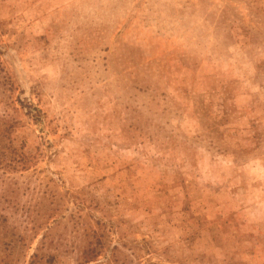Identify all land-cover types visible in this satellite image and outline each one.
Segmentation results:
<instances>
[{"label": "rangeland", "instance_id": "rangeland-1", "mask_svg": "<svg viewBox=\"0 0 264 264\" xmlns=\"http://www.w3.org/2000/svg\"><path fill=\"white\" fill-rule=\"evenodd\" d=\"M0 158V264H264V0H0Z\"/></svg>", "mask_w": 264, "mask_h": 264}, {"label": "trees", "instance_id": "trees-1", "mask_svg": "<svg viewBox=\"0 0 264 264\" xmlns=\"http://www.w3.org/2000/svg\"><path fill=\"white\" fill-rule=\"evenodd\" d=\"M15 160V158L13 159ZM0 162L2 165L6 166L7 161H4L3 158H0ZM12 159L10 160V164H13L14 162H12ZM4 202H8V199L5 197H2ZM9 208H5V210H8ZM7 216L11 214V212L7 211L6 212ZM8 216V219H9ZM7 217L5 215H0V224H1V228H6V223H7ZM0 228V229H1ZM2 236H8V230H4L2 233ZM9 234L12 238V235L14 233H12V231H9ZM51 236H49L48 234L45 235V240L41 242V244L38 247V251L39 249L42 250V248H47L48 245L53 246V249H59V250H63V251H68V252H72V250H75V245H67V243H64L65 241L60 239V237H56L52 234H50ZM107 235H105V233H101L99 231H96L94 229H92L91 227H88V231L84 236V239L82 240L83 244L85 242V244L81 247L80 253L78 256H76L75 258V263L76 264H87L91 261H97L98 257L105 251L104 248H106L107 245ZM7 246L9 245L8 243ZM79 248V245L77 246V249ZM35 252L34 254L31 255L29 264H37L38 260H44V263L46 264H53V259L52 257H41L39 256V252Z\"/></svg>", "mask_w": 264, "mask_h": 264}]
</instances>
